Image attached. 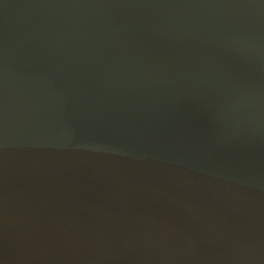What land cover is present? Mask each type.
<instances>
[{"label": "water", "instance_id": "obj_1", "mask_svg": "<svg viewBox=\"0 0 264 264\" xmlns=\"http://www.w3.org/2000/svg\"><path fill=\"white\" fill-rule=\"evenodd\" d=\"M0 264H264V0H0Z\"/></svg>", "mask_w": 264, "mask_h": 264}]
</instances>
